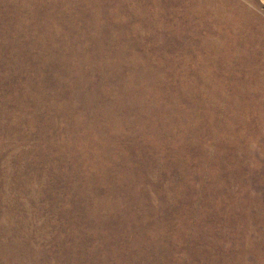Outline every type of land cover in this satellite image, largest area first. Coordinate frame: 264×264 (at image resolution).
<instances>
[{
  "label": "rangeland",
  "instance_id": "1",
  "mask_svg": "<svg viewBox=\"0 0 264 264\" xmlns=\"http://www.w3.org/2000/svg\"><path fill=\"white\" fill-rule=\"evenodd\" d=\"M0 264H264V0H0Z\"/></svg>",
  "mask_w": 264,
  "mask_h": 264
}]
</instances>
